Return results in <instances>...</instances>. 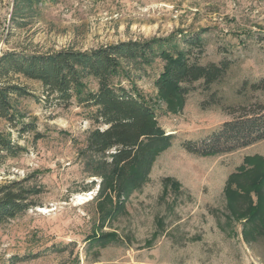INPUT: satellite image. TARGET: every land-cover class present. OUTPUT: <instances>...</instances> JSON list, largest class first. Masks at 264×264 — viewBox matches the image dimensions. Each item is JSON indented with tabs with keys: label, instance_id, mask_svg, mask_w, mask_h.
<instances>
[{
	"label": "rangeland",
	"instance_id": "obj_1",
	"mask_svg": "<svg viewBox=\"0 0 264 264\" xmlns=\"http://www.w3.org/2000/svg\"><path fill=\"white\" fill-rule=\"evenodd\" d=\"M196 32L204 41L198 62L227 60L230 67L208 88L193 84L176 111L154 87L163 61L131 70L130 82L155 104L159 126L173 138L126 192L118 182L114 191L101 192V177L90 171V110L44 99L39 82L14 77L33 97L17 100L16 127L0 120V131L24 148L0 165V187L18 183L31 205L0 224V264L32 254L38 256L17 264H264V242L244 238L246 219L239 215L247 203L230 202L246 185L256 204L264 140L209 156L181 147L231 120L230 109L264 103V92L241 88L264 78V0H0V56L171 35L180 40ZM85 82L97 89L94 80ZM23 123L35 129L22 132Z\"/></svg>",
	"mask_w": 264,
	"mask_h": 264
},
{
	"label": "trees",
	"instance_id": "obj_2",
	"mask_svg": "<svg viewBox=\"0 0 264 264\" xmlns=\"http://www.w3.org/2000/svg\"><path fill=\"white\" fill-rule=\"evenodd\" d=\"M175 38L176 35H171L124 41L84 51L4 52L0 56V120L16 127L20 120L15 111L17 100L33 97L25 86L13 83L14 77L39 82L46 95L44 99L54 96L58 105L67 106L74 101L77 106L90 110L89 119L95 128L87 137L85 151L90 154L91 173L102 179L101 192L114 191L117 182L119 191L131 190L143 181L148 162L169 148L173 138L159 126L155 104L130 82L131 70H141L155 59L163 61L154 87L157 98L171 111H176L193 91V84L201 82L208 88L219 82L230 67L227 60L206 65L198 62L204 46L201 33L180 40ZM193 50L198 52L194 54ZM87 79L96 82L95 91L87 89ZM122 80L128 81L130 86H123ZM247 87L253 92H264V78L251 84L243 82L241 88ZM229 115L231 120L201 141H184L182 149L197 156H209L231 153L264 140V103L232 108ZM20 129L30 132L35 128L23 123ZM22 151L24 148L12 142L9 134L0 131V165ZM255 185L260 186L256 204L251 203L246 185L230 198L236 207L247 203L239 216L246 219L243 224L246 242L254 245L264 242V173ZM28 195L29 191L18 183L0 187V224L29 208ZM37 256H13L11 264Z\"/></svg>",
	"mask_w": 264,
	"mask_h": 264
}]
</instances>
